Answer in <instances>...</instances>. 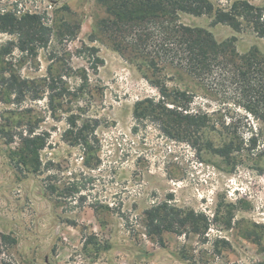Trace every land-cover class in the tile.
I'll list each match as a JSON object with an SVG mask.
<instances>
[{
  "label": "rangeland",
  "instance_id": "rangeland-1",
  "mask_svg": "<svg viewBox=\"0 0 264 264\" xmlns=\"http://www.w3.org/2000/svg\"><path fill=\"white\" fill-rule=\"evenodd\" d=\"M10 13L41 16L46 32L35 41L0 29V264H264V158L208 151L228 145L231 129L189 137L158 107V82L195 93L204 110L217 101L185 75L158 77L117 53L98 31L108 18L99 0H0V15ZM180 20L264 55V38L246 26Z\"/></svg>",
  "mask_w": 264,
  "mask_h": 264
},
{
  "label": "trees",
  "instance_id": "trees-1",
  "mask_svg": "<svg viewBox=\"0 0 264 264\" xmlns=\"http://www.w3.org/2000/svg\"><path fill=\"white\" fill-rule=\"evenodd\" d=\"M99 2L108 18L97 23L98 31L117 53L127 59L142 58L154 74L158 72V77L167 70L185 75L212 97L208 99L221 105L213 111L204 110L195 105V93L180 89L170 91L158 82L161 93L158 107L173 125L191 128L188 130L191 138L208 128L211 131H216L218 126L231 129L227 132L231 137L228 145L216 150L211 143L207 150L230 160L241 158L255 163L264 158V55L258 49L241 53L235 37L219 41L209 29L189 26L180 20L182 14L209 16L213 19L212 26L225 25L236 32L246 26L264 38V8L248 0H236L227 8H220L210 0ZM8 26L33 35L35 41H38V34L46 32L42 17L36 14L20 18L11 13L0 15V29L7 30ZM69 35L75 37L77 31ZM170 105L173 110L168 107ZM231 105L247 114L243 120L242 116L236 119L238 114H232ZM238 140L245 146L234 150ZM29 150L34 152L32 147ZM235 151L240 154L235 155ZM158 211L155 208L146 214V226L154 238L161 218ZM180 217L178 219L183 222ZM1 237L6 243H16L6 235Z\"/></svg>",
  "mask_w": 264,
  "mask_h": 264
}]
</instances>
